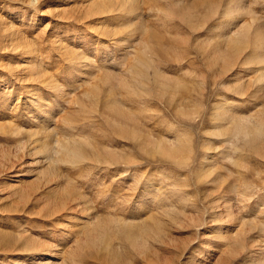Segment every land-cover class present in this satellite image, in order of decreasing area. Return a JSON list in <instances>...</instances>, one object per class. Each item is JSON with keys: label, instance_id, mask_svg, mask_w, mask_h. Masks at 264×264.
<instances>
[{"label": "rangeland", "instance_id": "374dc122", "mask_svg": "<svg viewBox=\"0 0 264 264\" xmlns=\"http://www.w3.org/2000/svg\"><path fill=\"white\" fill-rule=\"evenodd\" d=\"M195 1L144 0L143 2V0H137L136 18H131V20L127 18L128 21L121 23L122 26L120 22L110 21L105 14L102 15L103 17L95 15L96 18L89 17L80 20L78 24L70 22L68 25L64 20L52 15L54 10L63 11L72 8L78 9V14H83L86 10L83 9V6L87 5L86 1L0 0V17L3 16L2 18L7 21L14 20L16 25L23 27L22 31L26 32L28 39L43 40L42 45L46 48L43 54L49 55L48 61L50 62L48 63L53 64V67L49 68L50 70L54 71V63L56 60L59 61V54L63 50L70 52L71 49L84 51L86 57L91 56L90 60L94 61L98 67L93 71H88L90 74H86L88 78L81 74L76 77L74 68L70 69L71 76H68V79L63 82V89L68 88L69 90L65 91H69V94H65L61 98L62 102L56 108L58 112L54 117L52 127L43 134L35 133V127L29 124L32 121L31 117L24 116V95L20 97L22 105L16 104L17 107H14V103L17 102L14 99L16 94L7 87V74L1 76L0 73V152H3L7 147H16L20 140L23 143L32 139L33 144H36L37 140H44L49 149L54 148L55 144L57 145L54 149H59V145L62 143L72 145L90 143L94 153L99 156V161L85 160L79 164L55 161L54 168L57 167L55 169H58V175L47 184L37 179L38 169L31 173L18 174L16 170L19 168L20 160L12 157L10 159L14 164L12 171L0 173V231L17 238L40 239L47 246L55 244L58 235L63 233L65 235L63 258H67L70 264H102L100 259L83 255L84 251L88 249V243L87 246L85 245L86 235L89 234L97 220L100 219L108 223L109 225H107L111 228H118L121 226L120 224L141 221L150 213L158 212L159 207L162 210H170L179 206L180 216L177 221L183 222L182 227H177L176 224H174L175 226L171 225L158 240H151L148 243L149 248L143 253L131 252L128 264H188L195 252L213 244L209 241L213 230L209 226L210 209L208 208L210 203L217 199L218 210L222 208L221 211H223L221 204L235 203L234 211L238 209L237 214L235 213L236 223L231 225L228 232L229 234L231 232L230 235H236L233 239L244 243V249L232 252L230 249L228 251L230 246L226 247L227 245L221 244L217 251L211 248L214 251L211 250V253H207L208 257L202 261V264H227L228 262L240 264L251 243L252 246L264 250V158L248 151L242 152L239 165L232 169L231 174L218 169L215 173L207 175L206 178L199 177L200 174H203L204 169L200 171L197 167L201 158L200 143L204 137L200 130L211 129L208 119L211 104L215 103L220 106L225 99L237 98L235 93L228 89V86L233 87L239 82L246 84L248 94L245 98L248 106L245 105L244 109L247 115H254L264 107V60L257 65V69H249V72L244 73L245 75H242L241 72L238 73L239 75L220 74L216 67L208 66L205 61L208 54L202 50L201 46L204 41H213L217 36L209 34L203 28H190L177 14L181 7L189 6ZM212 1L218 4L217 11L219 12L216 16L211 17L209 22L222 21L221 12L230 10L232 1L238 0ZM252 1L254 5H251L246 14L236 15L238 24H248L253 31L260 28L264 30V0ZM67 13L78 15L74 10H69ZM93 18L97 20V23L99 22L100 33L106 29L114 32L110 42L106 44L107 48L101 45L102 37H98V40L93 39L94 45L80 44L83 41L81 39L83 35H86L84 41L91 40L87 24ZM17 20L25 24L21 25ZM47 23L50 24L45 27ZM77 33H79L78 36ZM152 33L159 36L164 49L163 52L152 54L154 67L155 64L158 65L155 69L160 70V73L168 77L170 76L169 78L179 81L183 86L180 98L192 102L200 97L199 102L204 110L198 116H182L171 107L167 97H162L155 92V94L136 97L128 93L126 86L122 84L124 80L130 78L127 76L131 75L130 66L134 59L143 57L144 47L141 42L145 41ZM124 36L126 39H123V43L125 42L123 44L119 42V38ZM59 39L65 45L63 48H60ZM250 50L251 48L243 53L247 55ZM107 59L109 60L107 61ZM109 61L112 64V66L109 65L111 69L107 70V65L103 70L101 62L108 64ZM67 66L66 63L64 70ZM99 66L102 69H99ZM211 69L212 71H210ZM114 70H116L115 73ZM115 75L117 76L115 77ZM115 78H118L117 82ZM214 78L216 80L213 81ZM115 83L116 85H114ZM199 89L202 91L201 96H197ZM118 91L119 93H117ZM163 94L166 96L165 93ZM113 101L121 102L117 105L126 110L135 122L155 138L170 142L174 141L177 135L183 137L188 134L193 140L192 148L195 152L191 163L186 166H177L159 156L153 157L146 154L133 140L122 138L116 128L117 125L112 123L118 116L110 107L108 108ZM61 105L62 107H60ZM129 109L132 110L129 111ZM49 111L52 114L51 109ZM32 114L37 115L36 111H33ZM51 114L48 117H51ZM128 117L126 113H123L121 121L125 124L124 126L128 123ZM9 121H12L10 123L12 127L6 126ZM53 144L54 146H52ZM25 158L26 156L23 157V160ZM149 173H155V178L159 177L157 186L152 187L153 190H158L156 191L158 201L155 200L152 203L149 210L152 209L146 211L148 213L136 216L135 210L144 203L139 194L143 190L145 180L150 176ZM8 175H11L12 178H7ZM216 176L221 178L217 179L215 184L212 183V179ZM10 183H13L15 188L22 187V191L16 193L15 188L11 189ZM36 186L39 187L38 190L35 189ZM64 188L70 189L72 194L68 198L65 196L59 198V194ZM242 191H246L245 197H242ZM50 197L67 200V206L74 207V203L78 204L79 214L76 216L73 214L74 211H67L69 216L65 215V212H60L46 218L28 213L30 210L44 207L52 209L55 203ZM11 207H19V210H11ZM53 217L57 219V222L53 220ZM192 223L196 225H192ZM111 243L115 247L120 246L118 235L112 236ZM10 257L9 252L0 251V264H11Z\"/></svg>", "mask_w": 264, "mask_h": 264}, {"label": "bare ground", "instance_id": "6f19581e", "mask_svg": "<svg viewBox=\"0 0 264 264\" xmlns=\"http://www.w3.org/2000/svg\"><path fill=\"white\" fill-rule=\"evenodd\" d=\"M38 1L40 0H37V2ZM53 1L55 0H51V2ZM81 1L87 2V5L83 6V9H86L83 14H78L79 10H75L74 8H72L69 10H74L78 15L75 16L67 13L69 10H54L52 11V15H55L60 20H64L67 25L70 22L78 24L80 20H84L89 17L96 18L95 15L102 16L104 14L109 17L110 21L114 23L120 22L121 24L125 21H128L127 18L131 20V18H136L137 15V0ZM253 3L254 2L252 0L232 1V5H230L231 7L229 8L230 10L221 12L220 17L223 18L222 21L209 22V19L214 15L216 16L219 12L217 11L218 4L212 0H196L189 6L181 7L177 12L179 17L190 28H203L204 31L208 32L209 34L217 36V38L213 41H204V44H202L201 48L208 54L206 55L207 57H205L207 65L210 67H216V70L220 74L232 73V75H237L241 72L242 75H245L244 73L249 69H257V65L264 60V30H261L263 28L253 31L251 30V26H249L248 24H238V20L236 19V15L239 16V14H246ZM5 12L7 13V11ZM2 17H0L1 76L7 74V87L11 88L10 91L15 92L16 94V96H14V99L17 100V102L14 103V107L16 108L17 105H22V102L20 104V97L24 95V116L27 118L31 117L32 121L29 124L35 127V133L43 134L51 129L50 127H52L54 117L58 112L56 108L59 107L60 103L62 102L61 98L64 97L65 94H69V91H65L68 88H66L65 90L63 89V82L68 79V76H71V73L69 72L70 69L74 68L76 77H78L80 74L82 76L86 74L90 75L88 71H93L95 70L94 68L98 67H96V63L94 61L90 60L91 56L88 57L89 59L86 57L84 51H74L75 49H71L70 52L63 50L62 53L59 54V61L56 60V63L53 62L55 66L54 71L50 70L49 68H52L53 64L48 63L50 62L48 61V59H50V56L43 54V51L46 50V48L42 45L43 40L28 39L26 32L22 31L23 27H20V25H16L17 23L14 20L7 21ZM94 18L89 22L87 21V31L90 32L89 34L91 36L89 37L91 38V40H89L88 42L84 41L86 35H83L81 37L83 41H81L80 44H83L84 46H86L87 43L88 45H94L95 42L93 39L102 37L101 45L104 46V48H107L108 45L106 46V44L110 42V38L114 34V32L112 30L106 29L100 33V26L98 25L99 22L97 23V20H95ZM132 21L134 20L132 19ZM19 23H21V25L25 24L24 22ZM49 24L50 23H47L45 27H48ZM73 26L74 24L72 25V27ZM78 34L79 33H77V36ZM124 38L125 36L123 38H119V42L123 43ZM59 40V43L61 45L60 48H63L65 45L63 44V41L61 39ZM141 43L144 47V50L142 52L143 57H136L132 62V65L130 66L131 75L127 76L130 77L129 79L124 80L123 77L125 76L122 77V79L124 80L122 84L126 86L128 93H131L137 97L143 95L145 96L147 94H152L155 92L162 97H167L171 107H173L175 112L181 114L182 116H198L204 110L203 106H201V102H199L200 97H197L192 102L186 101V99L184 98H180L183 86L179 83V81L175 80V78L171 79L169 78L170 76L168 77L163 73H160V70L158 71L157 69H155V67L158 65L155 64L156 66L154 67V64L152 63V54L164 51L162 44L160 43L159 36L152 33L145 41H142ZM249 48H251L250 52L248 51L249 53L247 55L244 54L243 52L247 51ZM103 58L104 56L102 57V59ZM109 59H107V61ZM66 63L68 64V66L66 70H64V65ZM101 63L103 70H105L104 67L107 65L108 69H106H111L109 68V65L112 66L110 61L108 64L105 62ZM157 63L159 64L161 62ZM99 69H102L101 66H99ZM150 70H152L153 72ZM210 71H212V69ZM113 72L115 73L116 70H114ZM105 73L107 72L105 71ZM61 76L63 78H60ZM116 76L117 75H115V77ZM86 78H88L87 75ZM117 79L115 78L116 82ZM214 80L216 79L214 78L213 81ZM69 83L71 84V81ZM114 85H116V83ZM228 89L234 92L237 98H233V100H230V98L225 99L226 97L224 96L225 100L222 102V104H220V106H218L219 104L212 103L210 114L208 113V119L210 121L211 129L200 130L201 135H204L200 143L201 158L199 159V164L197 166L200 171L204 169L203 174H200L199 176L200 178H206L207 175L215 173L218 169L223 171L225 170L226 172H229V174H231L232 169L238 167L239 158H241L240 155L245 151L264 158V107L261 109V111L255 113L254 115H247L244 109V106L246 105L245 97L248 94V92L246 91V84L244 82H239L233 87L228 86ZM117 93H119V91ZM163 93H165L166 96H164ZM201 95L202 91L199 89L197 96ZM116 102L113 101L112 105H109L108 108L110 107L118 116L116 120L112 121V123L115 126L117 125L116 128L119 130V134L122 138L133 140L134 143L139 146V148L142 149L146 154L153 157H155V155L159 156L160 158L168 160L177 166H186L191 163V161L194 159L193 155L195 152L192 148L193 140H191L188 134H185L183 137L177 135V138L174 139V141L170 142L167 140L165 141L163 139L155 138V136L150 135V132H147V130H144L137 122H135L126 110L117 105L121 104V102ZM60 107H62V105ZM50 109L52 111V114L49 111ZM131 110L129 109V111ZM33 111H36L37 115H33ZM49 113L51 114V117H48V115H50ZM123 113H126L129 116L126 126H124L125 124L123 123V121H121ZM46 116L48 118H44ZM10 123H12V121H9V124H6V126L12 127ZM127 128L129 130H126ZM46 143L44 142V140H37V143L33 144V140L28 139L23 143H21L20 140V143L16 147H7V149H5L3 152L1 151L2 154L0 152V173H3L5 171H12V169L14 168V164L10 159L14 157L17 158V160H20V163L18 164L19 168L18 170H16L18 174H21L23 172L25 174L31 173L38 169L36 172L37 179L47 184L52 181V178H55L58 175V169H55L57 167L54 168L55 161H62L70 164H79L85 160L99 161V156L94 153L90 143L84 142L80 145L62 143L59 145V149H54L56 148L55 146L57 144H55V146L53 144L52 146H54V148L51 146L53 150L52 148L49 149ZM24 156H26V158L28 157V159L25 158V160H23ZM8 163L10 164L7 165ZM149 175L150 176L145 180V185L143 186L141 194H139L143 198L144 203L139 205V207H137V209L135 210L136 216H140L143 213H148L146 211L149 210L152 203L155 202V200L158 201V197H156V191L158 190H153L152 187H154L158 183L159 177L155 178V173H149ZM10 176L11 175H8L7 178H12V176ZM15 176L18 175L16 174ZM219 178L221 177H214L212 179V183L216 184L217 179ZM10 184L12 186H9H11L12 189L14 184ZM15 185L17 184L15 183ZM19 187L21 186L19 185ZM13 188H15V186ZM35 189L38 190L39 187L36 186ZM21 191L22 187L15 188L16 193ZM70 191V189L64 188V190H61L59 198L62 196L68 198L72 194V192ZM241 195L242 197H245V195H247L246 191H242ZM59 198H52L55 203L52 209H45L44 207L38 210H30L28 211V213L34 214V216H43L46 218L52 217L60 212H65L64 214L68 215L67 211H74L73 214L75 215L79 214L80 207L78 206V204L74 203V207H71V205L67 206V200ZM232 201H234V199H232ZM234 204L235 203H226L224 205L221 204L220 206L223 207V211H221L222 208L221 210H218L219 203L217 199L213 200L210 203V206L208 208L210 209L209 226L210 229L213 230V234L209 236V241H211V243L213 244L205 249H201L195 252L188 264H202V261L204 259H207L208 257L207 253H209L212 249L217 251L218 247L221 246V244L227 245L226 247L230 246V248H228V251L230 249L232 252L238 249H244V243L239 242L237 239H233V237H235L236 235H230L231 232L230 234L228 232L231 228V225L233 223H236L235 213L238 209L234 211ZM10 209L19 210V207H11ZM22 209L20 210L22 211ZM178 216H180L179 206L170 210H162L159 207L158 212L150 213L141 221L120 224L121 226L118 228H111L108 226V223H105L104 221L99 219L96 221L94 226L92 225L93 227L89 231V234L86 235L85 245L87 246L88 243V249L84 251L83 255L89 258L91 257L93 259H100L102 264H128V257L130 256L131 252L135 251L139 254L143 253L147 248H149L148 243L151 240H158L162 236V234L164 235L165 231L171 225L176 224L177 227H182L181 225L183 222L177 221ZM53 220L56 221L57 219L53 217ZM193 224L194 223H192V225ZM22 225H24V223H22ZM114 234H116V236L118 235L120 246L115 247L111 243V238ZM64 240L65 235L63 233L59 234L56 243L47 246L42 243L43 241H41L40 239H28L25 237L17 238L14 235H10L8 233L0 231V251L10 253L11 264H70L67 258H63L65 247ZM249 242L251 243V241ZM248 247L249 248H247L248 250L240 264H264L263 248L252 246V243ZM214 250H212V252ZM50 253L51 257L49 256ZM227 264H230V262H228Z\"/></svg>", "mask_w": 264, "mask_h": 264}]
</instances>
